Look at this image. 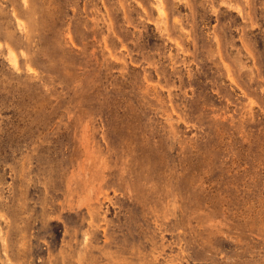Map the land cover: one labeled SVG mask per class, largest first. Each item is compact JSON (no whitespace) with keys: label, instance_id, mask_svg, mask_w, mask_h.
Returning a JSON list of instances; mask_svg holds the SVG:
<instances>
[{"label":"rangeland","instance_id":"obj_1","mask_svg":"<svg viewBox=\"0 0 264 264\" xmlns=\"http://www.w3.org/2000/svg\"><path fill=\"white\" fill-rule=\"evenodd\" d=\"M0 264H264V0H0Z\"/></svg>","mask_w":264,"mask_h":264}]
</instances>
